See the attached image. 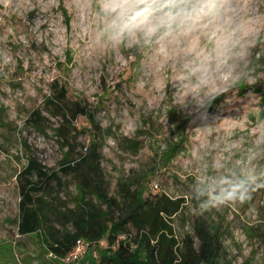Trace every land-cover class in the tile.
<instances>
[{"label": "rangeland", "instance_id": "obj_1", "mask_svg": "<svg viewBox=\"0 0 264 264\" xmlns=\"http://www.w3.org/2000/svg\"><path fill=\"white\" fill-rule=\"evenodd\" d=\"M109 23L100 0H0V264H81L18 234L15 175L28 154L57 167L67 149L84 153L92 138L109 195L119 198L128 179L143 181L144 195L183 198L170 216L179 241L201 219L221 235L217 264H264V0H221L188 34L115 40ZM229 33L221 92H192L184 65ZM60 85L67 122L44 103ZM35 109L48 118L46 134L25 125ZM170 144L177 147L165 158ZM242 173L251 177L249 199L202 206L200 178ZM63 179L61 195L70 200L75 188Z\"/></svg>", "mask_w": 264, "mask_h": 264}, {"label": "trees", "instance_id": "obj_2", "mask_svg": "<svg viewBox=\"0 0 264 264\" xmlns=\"http://www.w3.org/2000/svg\"><path fill=\"white\" fill-rule=\"evenodd\" d=\"M55 93V97H44L46 109L49 115L58 109L67 122L62 106L66 87L57 86ZM76 108L79 114L87 115L90 123H96L85 105L76 102ZM47 120L40 109H35L25 118V125L46 134ZM176 147L170 144L164 157H172ZM15 176L19 193L15 221L18 234L36 235L41 248L57 259L65 256L78 239H84L89 246L78 260L81 264L218 263L221 235L203 220L198 219L193 234L186 232L181 241L174 235L170 216L180 209L183 198L144 195L143 181L128 179L119 182V198L109 195L96 138L90 140L84 153L72 156L67 149L57 167H47L28 154ZM68 176L75 188L70 200L61 195L67 182L63 177ZM128 224L135 230L133 234Z\"/></svg>", "mask_w": 264, "mask_h": 264}, {"label": "clouds", "instance_id": "obj_3", "mask_svg": "<svg viewBox=\"0 0 264 264\" xmlns=\"http://www.w3.org/2000/svg\"><path fill=\"white\" fill-rule=\"evenodd\" d=\"M221 0H100L102 11L110 17L108 29L111 38L121 39L125 34L142 32L146 37H166L188 34L202 27V22L217 14ZM232 33L222 36L213 52L199 53L184 65L183 79L190 90L207 94L219 93L217 80L226 78L222 68ZM250 179L247 174L207 176L197 183L198 195L205 209L244 202L249 199Z\"/></svg>", "mask_w": 264, "mask_h": 264}, {"label": "built area", "instance_id": "obj_4", "mask_svg": "<svg viewBox=\"0 0 264 264\" xmlns=\"http://www.w3.org/2000/svg\"><path fill=\"white\" fill-rule=\"evenodd\" d=\"M153 186L156 188L157 184H154ZM100 243L104 244V241H101ZM88 246L89 243L87 241L84 239H78L73 248L65 256L61 257L60 260L77 262L87 253Z\"/></svg>", "mask_w": 264, "mask_h": 264}]
</instances>
